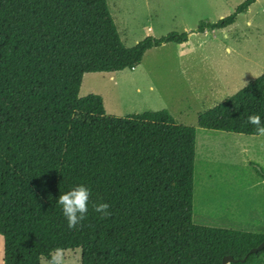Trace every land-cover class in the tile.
<instances>
[{"label":"trees","instance_id":"obj_1","mask_svg":"<svg viewBox=\"0 0 264 264\" xmlns=\"http://www.w3.org/2000/svg\"><path fill=\"white\" fill-rule=\"evenodd\" d=\"M255 1L195 32L232 26ZM188 34L126 47L107 0H0L3 264L48 262L56 248L80 249V264H264V249L249 254L264 234L193 223L194 127L165 109L111 116L100 96H78L85 74L134 70L149 50ZM253 114L264 123V72L197 125L258 136ZM79 184L91 190L88 212L69 229L57 200ZM98 203L111 216L101 218Z\"/></svg>","mask_w":264,"mask_h":264},{"label":"rangeland","instance_id":"obj_2","mask_svg":"<svg viewBox=\"0 0 264 264\" xmlns=\"http://www.w3.org/2000/svg\"><path fill=\"white\" fill-rule=\"evenodd\" d=\"M244 1L107 0L126 47L172 32L189 33L188 41L149 50L134 70L85 74L78 96H100L111 116L165 109L177 123L194 127L193 223L262 234L264 186L257 170L264 172V136L210 131L197 125L199 114L264 72V0H256L230 29L195 32L202 22L216 23L231 15ZM63 253L64 264H80V249ZM41 264L48 262L43 259Z\"/></svg>","mask_w":264,"mask_h":264},{"label":"clouds","instance_id":"obj_3","mask_svg":"<svg viewBox=\"0 0 264 264\" xmlns=\"http://www.w3.org/2000/svg\"><path fill=\"white\" fill-rule=\"evenodd\" d=\"M246 87V84H245ZM248 122L255 126V131L259 136H264V123L261 116L253 114L248 117ZM91 190L84 184L72 187L69 191L61 193L57 203L62 206L63 215L67 220L69 229H75L85 220L88 212ZM94 210L101 214V218L111 216L108 203L93 204ZM48 264H64V253L60 248L53 249L50 252Z\"/></svg>","mask_w":264,"mask_h":264},{"label":"water","instance_id":"obj_4","mask_svg":"<svg viewBox=\"0 0 264 264\" xmlns=\"http://www.w3.org/2000/svg\"><path fill=\"white\" fill-rule=\"evenodd\" d=\"M264 249V242H262L261 244H259L257 247L255 248H252L250 251H249V254H255L261 250ZM245 259L241 260L242 262L244 261ZM237 261L234 260L231 256H225L223 259H222V264H233V263H236Z\"/></svg>","mask_w":264,"mask_h":264},{"label":"crops","instance_id":"obj_5","mask_svg":"<svg viewBox=\"0 0 264 264\" xmlns=\"http://www.w3.org/2000/svg\"><path fill=\"white\" fill-rule=\"evenodd\" d=\"M237 21V20H236ZM236 23V22H235ZM234 25V24H233ZM233 25L232 26H230V27H227V28H232L233 27ZM235 27V26H234ZM227 28H225V29H227ZM225 29H222L223 31L225 30ZM213 31H216V30H213ZM212 32V31H211ZM208 32H206V34H207ZM228 51H230V49H228ZM263 182V186H264V180L262 181ZM261 222H263V223H261L260 224V228H261V230H263L264 229V219L261 221ZM259 224H257V226H258ZM260 232H262V231H260ZM261 234V233H260ZM262 234H264V233H262Z\"/></svg>","mask_w":264,"mask_h":264}]
</instances>
